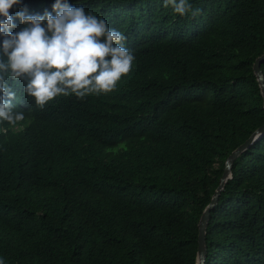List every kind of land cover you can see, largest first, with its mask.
I'll return each mask as SVG.
<instances>
[{"label":"trees","instance_id":"1","mask_svg":"<svg viewBox=\"0 0 264 264\" xmlns=\"http://www.w3.org/2000/svg\"><path fill=\"white\" fill-rule=\"evenodd\" d=\"M54 2L21 0L11 31ZM67 2L126 37L132 68L107 94L43 109L10 81L25 118L0 122V259L197 264L224 163L264 125V0H188L183 16L165 0ZM206 243L205 264H264V136L234 163Z\"/></svg>","mask_w":264,"mask_h":264},{"label":"clouds","instance_id":"2","mask_svg":"<svg viewBox=\"0 0 264 264\" xmlns=\"http://www.w3.org/2000/svg\"><path fill=\"white\" fill-rule=\"evenodd\" d=\"M165 2L181 16L191 9L188 0ZM20 3L0 0V122L16 125L25 118L14 110L16 92L10 81L23 80L24 93L43 109L58 95L83 99L107 94L131 71L134 56L124 46L126 37L110 29L107 21L67 0H55L52 12L29 14L26 8L16 12L23 27L13 32L16 24L10 9Z\"/></svg>","mask_w":264,"mask_h":264},{"label":"water","instance_id":"3","mask_svg":"<svg viewBox=\"0 0 264 264\" xmlns=\"http://www.w3.org/2000/svg\"><path fill=\"white\" fill-rule=\"evenodd\" d=\"M264 63V54L256 59L253 65V72L259 83L261 94L264 100V72L261 69V65ZM264 136V125L252 133L250 138L243 142L240 147L234 150L224 163L222 175L219 179V187L217 188L211 203L205 209L202 217L199 220L198 228V253H197V264H205L207 259V243L206 234L208 222L211 219V214L215 211L220 201V195L224 190L225 185L231 180L232 168L236 160L244 153L251 149L256 142H258Z\"/></svg>","mask_w":264,"mask_h":264}]
</instances>
